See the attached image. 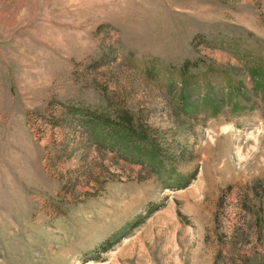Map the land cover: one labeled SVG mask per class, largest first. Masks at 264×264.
Listing matches in <instances>:
<instances>
[{"label":"rangeland","instance_id":"374dc122","mask_svg":"<svg viewBox=\"0 0 264 264\" xmlns=\"http://www.w3.org/2000/svg\"><path fill=\"white\" fill-rule=\"evenodd\" d=\"M254 78L264 0H0V264H264ZM120 110L161 167L79 122Z\"/></svg>","mask_w":264,"mask_h":264},{"label":"trees","instance_id":"16d2710c","mask_svg":"<svg viewBox=\"0 0 264 264\" xmlns=\"http://www.w3.org/2000/svg\"><path fill=\"white\" fill-rule=\"evenodd\" d=\"M261 78L260 80L254 78V80L257 79L256 85L257 87L263 88L262 93H264V85L261 82ZM181 91V98L183 100L181 104L184 106L185 103V107H192L191 109H193V104L190 103L187 98L191 91H189L188 88H182ZM230 96L231 94L229 98ZM211 99V94L198 97L196 99L198 102L197 105L208 106L210 103H213ZM227 99L224 98V101H228ZM223 104L222 102L220 105ZM215 107L217 106H214V108ZM190 115H192V113H190ZM79 122L85 128V131L88 132L90 138L97 144L107 145L118 152L130 155L135 162L145 163L152 168H158L163 165L158 151L160 145L156 143V137L153 138L152 131L144 127V125L127 110L108 112V114L86 112L80 114Z\"/></svg>","mask_w":264,"mask_h":264}]
</instances>
